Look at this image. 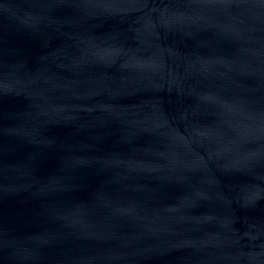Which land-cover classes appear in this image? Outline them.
Instances as JSON below:
<instances>
[{
  "label": "water",
  "instance_id": "obj_1",
  "mask_svg": "<svg viewBox=\"0 0 264 264\" xmlns=\"http://www.w3.org/2000/svg\"><path fill=\"white\" fill-rule=\"evenodd\" d=\"M0 264H264V0H0Z\"/></svg>",
  "mask_w": 264,
  "mask_h": 264
}]
</instances>
